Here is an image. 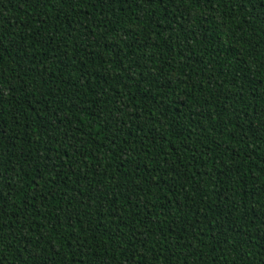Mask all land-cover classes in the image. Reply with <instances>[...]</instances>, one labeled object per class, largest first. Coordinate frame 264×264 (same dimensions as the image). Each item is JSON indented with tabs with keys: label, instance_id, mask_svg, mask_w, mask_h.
Segmentation results:
<instances>
[{
	"label": "trees",
	"instance_id": "trees-1",
	"mask_svg": "<svg viewBox=\"0 0 264 264\" xmlns=\"http://www.w3.org/2000/svg\"><path fill=\"white\" fill-rule=\"evenodd\" d=\"M0 264H264V0H0Z\"/></svg>",
	"mask_w": 264,
	"mask_h": 264
}]
</instances>
